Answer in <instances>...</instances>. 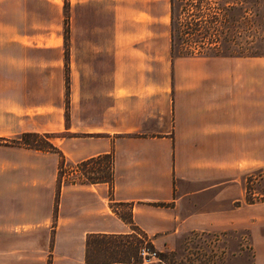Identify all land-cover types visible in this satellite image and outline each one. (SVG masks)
I'll return each instance as SVG.
<instances>
[{"label":"crops","instance_id":"0c3cea01","mask_svg":"<svg viewBox=\"0 0 264 264\" xmlns=\"http://www.w3.org/2000/svg\"><path fill=\"white\" fill-rule=\"evenodd\" d=\"M168 6V0H56L63 17L114 19L104 41L93 42L98 32L89 28L88 40L78 43L68 77L71 115L51 132L63 139L57 150L65 161L107 154L111 160L110 183L60 185L100 201L74 200L80 227L68 239L130 234L134 227L162 252L188 232L230 231L246 235L251 264H264V201L245 203L239 180L264 167V54L180 57L162 76L157 25ZM49 11L50 0H0V114L4 93L30 119L49 117ZM1 194L0 181V264H43L33 262L32 244H17V227L26 235L34 226L17 218L24 207L2 205ZM122 205L128 221L119 216ZM58 249L51 264L83 261L84 244L76 259L73 250Z\"/></svg>","mask_w":264,"mask_h":264},{"label":"rangeland","instance_id":"374dc122","mask_svg":"<svg viewBox=\"0 0 264 264\" xmlns=\"http://www.w3.org/2000/svg\"><path fill=\"white\" fill-rule=\"evenodd\" d=\"M60 13L56 7V0H50L48 119L41 120L37 117L30 119L28 114L21 112L20 105H15L13 97L4 93L0 114L1 202L2 205H8L10 202L12 205L24 207L17 210V218L31 221L34 226L28 228L26 235L19 232L17 227V244L27 249L28 245L32 244L33 262L43 264H51L54 247L73 250L70 258L76 259V249L80 244L83 245L84 241L68 239L70 233L78 231L80 227L79 219L73 218L74 200L77 205H98L99 200L89 193L74 195L73 190L64 192L62 186L57 187L56 173L61 160L58 152L28 148L15 141L28 140L41 143L39 137L48 135L47 140L59 149L63 139L53 137L55 134L51 132H55L56 128L64 124L63 115L65 117L71 115L69 105L64 106V75L67 74V78L73 75L75 61L80 57L82 48L78 43L88 40L89 35L85 32L93 28V31L98 33L92 34V41H104L105 29L110 28L114 21L109 18L75 19L63 17ZM121 23L124 26L128 25L127 19H121ZM167 25L168 17H161L157 30L161 34L162 76L171 75L173 61L176 58L185 57H170L169 48L168 50L166 48ZM98 28L102 30L99 31ZM256 49L263 51L264 43H260ZM29 95L31 96L32 92ZM19 97L21 96L18 93L17 102ZM26 131L37 133L38 137H21L22 132ZM106 163L105 158L82 164L63 160L61 185L68 183L72 175L75 183L84 181L81 174L91 167L99 169L100 175L104 172ZM257 169L259 168L242 172L239 178L241 185L245 178L254 175ZM253 178L258 179L257 176ZM111 207L114 208V206ZM117 210L124 221L129 220L126 205L118 207ZM131 228L129 242L134 247V253L135 247L142 245V241L149 243L157 253L160 252L150 244L141 231ZM248 245V239L243 233L188 232L178 238L172 250L162 252L167 253L166 257L172 264H251L252 256ZM149 262L157 263L158 258L151 259ZM81 264L84 262L81 261Z\"/></svg>","mask_w":264,"mask_h":264},{"label":"trees","instance_id":"16d2710c","mask_svg":"<svg viewBox=\"0 0 264 264\" xmlns=\"http://www.w3.org/2000/svg\"><path fill=\"white\" fill-rule=\"evenodd\" d=\"M168 43L170 57H243L260 56L257 50L264 43V0H168ZM68 78L64 75V103L67 106ZM21 137H38L37 133H22ZM43 135L31 142L15 141L28 148L41 151L58 150ZM21 140V139H20ZM58 164L56 181L60 187L63 176V157ZM100 158L107 159L104 172L91 167L82 173L80 184L112 180L110 155L90 158L88 163ZM96 169V170H95ZM73 174V173H70ZM253 176H257L255 180ZM74 177L68 183H75ZM254 183V184H253ZM244 202L248 204L264 201V167L249 175L242 182ZM130 234L89 233L84 240V264H144L136 255L137 249L130 244ZM151 247V245H150ZM167 253L158 252L157 263L172 264Z\"/></svg>","mask_w":264,"mask_h":264},{"label":"built area","instance_id":"2783aa9c","mask_svg":"<svg viewBox=\"0 0 264 264\" xmlns=\"http://www.w3.org/2000/svg\"><path fill=\"white\" fill-rule=\"evenodd\" d=\"M143 244L140 245L137 249V256L142 261V263H150L151 259L157 258V252L152 249L146 241H142Z\"/></svg>","mask_w":264,"mask_h":264}]
</instances>
